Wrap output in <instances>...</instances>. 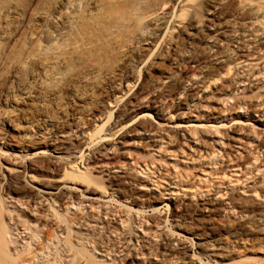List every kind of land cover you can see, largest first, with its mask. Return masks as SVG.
<instances>
[{"label": "bare ground", "instance_id": "bare-ground-1", "mask_svg": "<svg viewBox=\"0 0 264 264\" xmlns=\"http://www.w3.org/2000/svg\"><path fill=\"white\" fill-rule=\"evenodd\" d=\"M249 1L257 5L242 12V17L246 30L251 31L247 35L249 45H255L260 30L253 25L264 21V0ZM193 3L191 13L195 12L187 17ZM201 5L203 2L197 0H0V175L7 181L3 186L0 180V264H129L131 260V264L181 263L180 253L174 252L180 246L178 236L197 234L181 224L175 225V230L166 226L165 215L151 221L152 229H145L150 223L143 216L145 209L160 216L162 209L158 210L153 202L157 197L162 199L163 193L153 192L155 198L148 194L123 196L114 175L96 178L91 168L82 170L79 165L60 164L74 154L82 161L83 147L97 148L124 128L133 129L135 134L151 133L142 124L154 120L153 113L158 115L159 111L170 120L173 113L181 111L174 124L195 127L189 138L196 136L201 141V133L206 131L198 128L208 131L220 124L198 115L183 119L192 103L194 110H203L216 96L220 105L227 103L241 85L247 82L249 86L257 76L264 83V51L258 46H246V54L232 51L233 56H218L211 65L200 66L189 76L182 77L171 68V61L182 65L198 61L192 56L194 50L190 52L182 46L173 32L180 24L189 25L199 14L196 7ZM211 42L212 50L218 43ZM253 47L257 48L248 52ZM186 53L190 55L185 56ZM225 85L230 89L224 90ZM206 91L208 94H204ZM241 95L235 97V109L248 111L247 102L252 101L256 113L264 105V95L254 99L245 97L244 91ZM117 106L120 107L114 113ZM261 113L260 120L264 119V112ZM245 117L244 121L254 120L250 114ZM193 118L197 119L195 123ZM116 127L119 129L113 131ZM258 139L254 136L253 141ZM115 146L102 149L104 161L100 166L105 171L125 165L108 159L106 153L111 148L116 151ZM9 151L25 155L15 156L19 159L3 168L2 158ZM195 152L198 159L213 158L206 150ZM235 154L239 155L235 159L227 156V163H235L242 170L254 167L247 173V180L253 179L251 191L238 190L240 196L249 193L251 204L234 202L228 195L223 199L227 193L218 191L209 199V190L187 198L183 193L177 200L167 198L176 212L172 215L174 220H180L187 207L217 205L222 209L221 217L231 215L232 222L255 218L264 230V210L256 209L264 206V191L259 188L264 185V171L255 167L264 150L258 146L248 150L250 162L241 166L238 162L242 153ZM41 158L45 160L39 161ZM127 169L138 181L137 191L151 190L154 185L159 188L156 182L148 181L154 173ZM46 173L60 178L61 183L93 189L101 196L108 193L111 201L123 199L122 205L111 208L90 203L85 208L83 202L70 197L60 204L53 197L59 194L60 186L50 189L55 193H44L46 196L36 200L27 182H23H36L38 176ZM258 173L260 177L255 180ZM187 178L186 174L174 173L173 181L182 184ZM133 199L144 202L139 211L120 212L121 207L131 211ZM168 206L167 201L164 207ZM226 235L230 241L225 240L222 245L200 239L208 263L214 264L218 259L215 264H264V254L243 252L247 244L264 252V238L254 239L242 225L229 226ZM186 239L192 243V238ZM204 255L192 251L189 257L202 264Z\"/></svg>", "mask_w": 264, "mask_h": 264}, {"label": "rangeland", "instance_id": "rangeland-1", "mask_svg": "<svg viewBox=\"0 0 264 264\" xmlns=\"http://www.w3.org/2000/svg\"><path fill=\"white\" fill-rule=\"evenodd\" d=\"M197 1L203 2V5H201L200 8L198 7L197 9L196 7V10H198L199 13L198 16L191 19L189 25H184V23L178 25L173 34L179 37L182 46H187V49L190 52L194 50L193 52H195V56H192L194 57V60L198 61L197 63L187 61L185 65L180 63L177 64L176 61H171L169 64L171 65V68L176 70L177 74L182 77L189 76L192 72L196 71L198 67L211 65L218 56H224L227 54H232L231 56H233L235 52H237L236 55L246 54V46H258V48L261 47L264 51V26L262 24L264 21L261 20V24L253 25L254 28L256 27L255 29L260 30L257 37L259 42L255 45H249L251 41H248L249 37L247 35L251 33V31L246 30L247 23L242 17V12L257 5L254 1ZM220 1L222 2L221 5H217ZM248 3H251L252 5H248ZM194 5L195 3L189 5L190 7H188L187 17L195 12L193 11L191 13L192 6ZM216 5L217 7L213 8ZM233 14L234 16H232ZM182 25H184V27H182ZM259 25H262V28H260ZM207 28L211 30H207ZM211 41L218 43L216 44V48H213L212 50L210 49V46H212ZM235 46H237V49H235ZM256 48L257 47L250 48L248 49V52L251 50L254 51ZM232 51L235 52L233 53ZM188 55H190V53L185 56ZM260 63L261 61L258 62V64ZM256 79V82H251L249 86H247V82L245 85H241V88L232 94L233 98L227 103L220 105V101L216 96L206 104V109L194 110V103L191 104L189 109H186V115L182 116L183 119L190 117L191 115H198V117L201 116L202 118L214 119L216 120L215 124H220L219 126H214L216 129H208V131L207 129L198 128V131L200 132L206 131V133H201V139L203 141H198L199 139L196 136L192 137V139L189 138L191 131L195 127L189 125H183L184 127H180L174 124L180 118L179 114L181 111L173 113L171 120L168 119L165 112L159 111L158 115L153 113V116H155L154 120H148L142 124V126H148L151 133L144 135L143 132L140 131L139 134H135L133 129L131 130L127 128L124 130V128L114 137L108 138L103 144H99L97 148H91L88 146L86 149V146L83 147L82 152H84L85 160L82 159V161H80V159L77 158L79 155L74 154L68 159H62L60 165H79L78 167L82 170L91 168V174L96 178H104L106 174H112L114 175L113 178L120 183L123 196L131 194L133 195V198H136V196L148 194L149 196L151 195L152 198H155L153 192L156 194L158 192L163 193V200L160 197H157L154 199L155 202H153L154 204H157L155 207L158 208V210L162 209L160 216L155 214V212H152L151 209H145L146 211L143 216L150 221V223L145 226V229H152L153 224H151V221H156L159 218L163 219V215H165L168 218V224L166 226L169 225L170 228L175 230V225L181 224L197 234L195 235L196 237H190L186 234L178 236L180 246H177L174 252L180 253V260H182L180 264H198L199 260L194 258L191 259L189 255L192 251H195L196 253L200 252L201 255L205 254V250L203 249L204 244H202L203 241H200V239L212 240L214 244L218 245L230 241L226 235L229 226L234 227L242 225L249 236L254 237V239H263L264 230H261V225L254 221L255 218H245L240 221L232 222L233 219L231 215H229V217H221V207L212 205L207 206V208L187 207L182 218L180 220H174L172 215L176 212L173 211L172 203L167 200V198H175L177 200L183 193L186 194L184 198H187L189 194H199L205 190H209V194L206 196L207 199L211 198V196L218 191L222 194L227 193L223 199L227 198L228 195V197L233 199L234 202H240L246 206L251 204L249 201V193L240 196L238 190L244 188V190L251 191L253 179L247 180V173L248 169L253 170L254 167L250 166L247 170L244 168L242 170L241 167L238 169V167L234 166L235 163H227L226 158L228 156L229 159H235L234 156H239L235 154V152L242 153V157L238 162L241 166L244 163L250 162L251 158L247 155L248 150H252L254 147L257 148V146L258 148L262 147V150H264V119H259L260 114H263L261 112H264V105H262L256 113H254L255 105H253L252 101L247 102L249 107L248 111H246V109H235V97L242 96L241 93H243V91L245 92V97H250L251 99H254L257 95H264V83H261L263 80H258L260 79L259 76H257ZM164 82L167 81L165 80ZM226 85L224 90L230 89V86ZM185 86L187 89L190 87V85ZM245 87L246 89H243ZM135 89L136 87L134 90ZM208 92L209 91H206L204 94H208ZM156 94L157 92L154 93V95ZM202 95L203 94H201V96ZM180 100H182V98ZM145 102L146 100L143 103ZM119 107L120 106H117L115 108L114 113ZM246 114H250V116L252 115L254 120L244 121L246 119ZM113 120L114 119H112V121ZM257 120H259V122H257ZM191 121L192 123H195L197 119L193 118ZM251 126H253V129ZM116 129H119V127L114 128L113 131ZM182 136H184V138ZM254 136H258L259 139L253 141ZM112 144L116 145L115 148L117 150L114 151L115 149L111 148V150L106 153L108 159L114 158L119 162H124L125 165L119 169L105 171V169L100 166L101 162L104 161L102 158V154H104L102 149H104V147L109 148ZM194 150H202V153L206 150L213 158H211V160H202V158L198 159ZM6 154L8 155L4 156L1 161L5 165L3 168L11 166L12 161L19 159L15 158V156L21 157L25 155V153L21 152L12 154L11 151ZM221 157L223 158L221 159ZM44 160L45 158L39 159V161ZM105 160H107V158H105ZM87 164L89 166H87ZM255 164V167L258 165L261 167V170L264 171V155L260 156L259 161ZM127 168H132L142 173L145 171L154 173L149 175L148 181L152 180L153 182H156V185L158 184L159 188L154 185L151 190L146 191V189H143L142 191H137L136 183H138V181L133 178V173ZM2 171L4 175L7 176L6 170L2 169ZM174 173L186 174L188 178L183 179L184 183L179 184L178 180L173 181ZM259 177L260 173L254 178H256L255 180H258ZM59 179L60 178L46 173L43 174V176H38V178L34 180L36 182L29 183L25 180L23 183L27 182L26 185L29 186L27 188L32 192V197L36 198V200H41L42 198L40 196H46L44 193H55L56 191L51 192L52 190L50 189L60 186L59 188L61 190L59 191V194L53 196L58 199L57 203L60 204L66 202L65 197H70L76 202H83L85 208H88V204L90 203L95 204V206L103 205L111 208H119V206L122 205L123 199H118V202L111 201V197H109L108 193L101 196L93 189L86 190L78 185L69 183L65 184V182L61 183ZM0 180H2L3 186L6 185V178L3 179L0 175ZM63 183L64 185H61ZM246 186L248 188H246ZM259 188L264 191V185ZM170 192H173L172 195H168ZM194 200H196V198H194ZM162 201L163 204H159ZM167 201L169 204L168 208L164 207V205L167 204ZM133 202V205H129L131 206L130 208H132L131 211H127L124 207H121L120 212L135 214L139 211L141 207L140 205L144 204L142 199H133ZM256 209L264 210L263 204L256 206ZM59 210H61V208ZM80 215L84 214L81 213ZM229 221H231V223H228ZM159 230H162V226ZM186 238H192V243ZM156 242H159V240ZM249 245L250 244L246 245L243 252H256L258 255L263 256L264 252L262 249L256 250L255 248H252V250ZM252 246L255 247V244ZM179 248H181V250H179ZM249 253L248 255H251ZM230 254L238 256L237 253ZM202 258V264L212 263H208L205 259V255ZM131 261L129 264H131ZM217 262H219L218 259L215 263Z\"/></svg>", "mask_w": 264, "mask_h": 264}]
</instances>
